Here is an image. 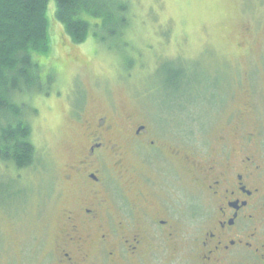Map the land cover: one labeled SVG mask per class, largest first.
Returning <instances> with one entry per match:
<instances>
[{
    "label": "rangeland",
    "instance_id": "374dc122",
    "mask_svg": "<svg viewBox=\"0 0 264 264\" xmlns=\"http://www.w3.org/2000/svg\"><path fill=\"white\" fill-rule=\"evenodd\" d=\"M128 2L132 24L124 41L108 39L113 47L74 43L51 2L55 70L28 101L35 159L23 169L0 160V261L45 264L30 262L28 241L59 228L70 198L61 181L84 119L109 112L119 126L131 117L169 127L171 141L184 136L202 154L222 134L234 143L254 132L264 144V0Z\"/></svg>",
    "mask_w": 264,
    "mask_h": 264
},
{
    "label": "flooded vegetation",
    "instance_id": "af4514ba",
    "mask_svg": "<svg viewBox=\"0 0 264 264\" xmlns=\"http://www.w3.org/2000/svg\"><path fill=\"white\" fill-rule=\"evenodd\" d=\"M111 114L81 121L61 181L68 205L56 233L28 241H35L30 262L264 264V144L257 133H239L235 144L222 134L202 154L184 136L171 141L169 127L131 117L117 126Z\"/></svg>",
    "mask_w": 264,
    "mask_h": 264
},
{
    "label": "trees",
    "instance_id": "16d2710c",
    "mask_svg": "<svg viewBox=\"0 0 264 264\" xmlns=\"http://www.w3.org/2000/svg\"><path fill=\"white\" fill-rule=\"evenodd\" d=\"M74 43L89 37L126 39L132 15L128 0H0V160L18 169L33 164L29 99L45 91L55 66L49 9ZM109 39V40H108Z\"/></svg>",
    "mask_w": 264,
    "mask_h": 264
}]
</instances>
